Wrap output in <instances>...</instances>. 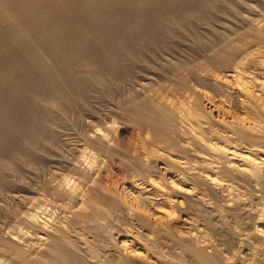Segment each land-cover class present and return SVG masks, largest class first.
I'll use <instances>...</instances> for the list:
<instances>
[{
  "label": "rangeland",
  "instance_id": "374dc122",
  "mask_svg": "<svg viewBox=\"0 0 264 264\" xmlns=\"http://www.w3.org/2000/svg\"><path fill=\"white\" fill-rule=\"evenodd\" d=\"M240 1L247 2L94 0L88 6L76 0L59 11L67 24L51 36L57 48L52 40L39 41L36 30L25 35L40 60L47 61L46 72L13 46L8 26L0 22V193L11 183L35 182L47 169H66L63 163L75 159L85 173L80 172L83 182L61 171L55 181L74 189L75 216L69 217L65 204V217L58 215L56 224L62 220L61 228L86 256L109 255L117 264L124 259L132 264H196L180 250L194 246L221 262L252 264L255 250H264V47L253 38L236 43L247 50L237 68L223 59L209 61V48L222 39L221 25L241 13ZM41 7L47 13L46 4ZM25 23L18 21L20 27ZM49 26L43 27L47 36ZM183 59L197 70L194 84L185 75L188 88L178 84L182 71L177 64ZM47 71L58 82V109L48 103ZM146 73L163 84L153 94L180 122L175 148L153 142L149 134L123 122L117 111L119 101ZM86 122L97 132L108 126L109 137L99 135L114 146L109 147L113 152L80 151L74 134ZM51 128L59 132L56 139ZM119 153L130 157V166ZM232 233L234 240L243 238L255 250L226 249L224 241ZM43 239L41 234L27 236L21 245L29 250Z\"/></svg>",
  "mask_w": 264,
  "mask_h": 264
},
{
  "label": "bare ground",
  "instance_id": "6f19581e",
  "mask_svg": "<svg viewBox=\"0 0 264 264\" xmlns=\"http://www.w3.org/2000/svg\"><path fill=\"white\" fill-rule=\"evenodd\" d=\"M74 1H76V0H73V1L72 0H0V22L2 24H5L8 26V29H6V31L10 35V36L9 35L8 36L11 37V39H12L11 43L13 44V46L17 47V49L19 48L21 50L22 55L27 56L30 61L38 64L40 69L44 72H46V70L48 68L47 61L44 63L40 60L39 54L37 53V51H35V49L32 50V44L29 43L30 41L27 42L24 39L25 35L27 32H32V31H34V33H36L35 32V30H36L37 31L36 37L39 39V41L42 40V42L50 43L49 41L52 40L51 41L52 46L57 48V43L55 41H53L52 37L57 30H61L62 26H65L67 24V18L66 19L64 18L63 20L60 19V17H63V16L60 14L59 11L66 9V8H69V4H71ZM246 1L247 2H254L255 4L251 5V4H248L247 2L245 3L244 1L243 2L240 1V3H238L239 8H241V13L238 12L239 14H237V15H231L232 18L231 17L230 18L233 20L229 21V23L226 25L225 24L221 25L222 26L221 27L222 37L220 36L221 34L217 35V37L220 36L222 39H220V41H218L219 39H217V41H218L217 44H214V45L212 44L213 45L212 48H209L210 49L209 53H211V56L209 55V57H210L209 61L211 60V62H219V61H221V59H223L229 63L230 68H237L239 66V63L241 62V59L245 56V55L243 56V54L247 50L243 51V48L241 47L242 48L241 49L240 46L238 47L236 45V43H241L243 41H245V43H246V40L248 38H251V39L253 38V40H255L257 42V46L259 44L260 47H264V0H246ZM43 3L46 4V7H47L46 10H48V11H46V10L45 11L47 13H44L43 10H42L43 12L40 10V7L43 5ZM83 3L88 5V6H94V0H83ZM95 3H96V1H95ZM233 6L235 7V5H233ZM44 8H45V6H44ZM41 9H42V7H41ZM234 9H236V7ZM231 12H232V10H231ZM235 12H236V10H235ZM44 14H46V16ZM58 14H60L61 16ZM229 14H231V13H229ZM226 18H227V16H226ZM20 19L27 20L28 23H25V24H27V26L20 27L19 26L20 23L18 24V21ZM46 21H47V23H46ZM47 24H50V26H49L50 27V30H49L50 35L49 36H47V34H45V33H47V29H45L46 32H44V29H43V27ZM41 28H42L44 33H42L40 31ZM7 32H5V33H7ZM211 38H210V40H211ZM192 40H194V39L192 38ZM214 41H212V42L214 43ZM245 43H243V45ZM34 44H35V42H34ZM209 44H211V43H209ZM46 57L48 58V56H46ZM50 58L51 57H49V59ZM52 58H53V56H52ZM165 59L162 58L164 63L167 62V59L166 60ZM199 59H201V58H199ZM184 60L185 59H183V61H181V62L178 61L179 64H177V66L181 69L182 72H180L179 76L177 75L179 78V79L178 78L177 79L179 80L178 84H181L183 87H187L189 77H190V80L192 81L193 84H194L195 80L197 79V70L194 66H189L188 62L187 61L184 62ZM170 61H169V63H170ZM189 62L191 63V61H189ZM173 63L174 62H172V64ZM158 64H160V62ZM166 64H168V63H166ZM166 64H162V66L166 65ZM200 64H201V62H200ZM156 65H157V63H156ZM156 69H158V68H156ZM48 71H49V69H48ZM48 71H47L46 77L49 79V81L51 83V88H50L51 92L49 90H47V91H49V93H51V98H50L51 100H49L50 102H48V103L51 105V107L52 106L55 108L57 107V109H58V106H55V104L58 105L57 104L58 102H56V99L59 96H57L55 98V96L58 93V89H57L58 85L56 86V84H58V82H56V80H57L56 76L53 75V73L52 74L49 73L50 71L49 72ZM147 74L148 73L141 75L138 78L137 82H135V83H137L136 84L137 87L133 88L131 91L129 90V92H127V95L123 98V100L121 99L119 101L120 104L118 103L116 105L117 111H120V114H121V117L120 116L119 117L120 118L123 117L125 119V121H123V122H127V124L130 123L131 125H133L135 128H137L142 133L149 134L150 135L149 137H151L150 140H152L153 142L164 143V144L168 143V145H170V147H173V145H174V148H175L178 145V144L177 145L174 144V142L176 143L175 137H176V135L178 136L177 130L180 128L179 127L180 122L177 119V117L173 113H171V111H169V108L167 109L166 105L159 101L160 97L158 96L159 98L157 99L153 94V90L155 89L154 87L157 86L158 89H161L163 84L161 85L160 81H158L160 83L157 82V80H158V79H156V78H158L157 76L155 78V77H152V75H153L152 73H150V74H152L151 76H150V74L149 75H147ZM185 75H187L188 78H186L187 76H185ZM46 81H48V80H46ZM49 81H48V84H49ZM197 81H198V79H197ZM176 87H179V86H176ZM30 88H31V86H30ZM155 94H156V92H155ZM159 95H160V93H159ZM166 100H167V98H166ZM168 103H167V105H168ZM185 121H186V119H185ZM89 123L85 124V128L79 129L77 132L75 131L76 133L74 134L77 142H79V145L81 146L80 151H82V150L87 151V149H88V150H91V151L93 150L96 152L97 151L107 152V150L109 149L111 144H109V140H107V139L105 140L103 138L109 137L108 126L104 127L103 129H98V132H97V130L96 131L92 130L91 126L93 124L90 123L91 124V126H90ZM93 127H94V125H93ZM110 129H111V127H110ZM50 130H51L50 133L52 134L51 136H53L56 139V137L59 136L58 135L59 132L56 131L55 128H51ZM100 132H102L103 138L99 135ZM60 135H61V133H60ZM111 147H114V146H111ZM72 150H73V148H72ZM112 150H110V151H112ZM180 151H181V153H184V154L186 153L185 150H183V152H182V149H180ZM192 151H195V150H192ZM118 152L119 151H117V153ZM112 154H110V155H112ZM114 156H116V155H114ZM119 156H121V158L119 157V159L122 160L126 166L127 165L130 166V162H131L129 160L130 157H129V159H126L127 157L121 155L120 153H119ZM131 159H133V158H131ZM69 160H71V159H69ZM128 160L130 162H128ZM134 160H135V158H134ZM74 161L75 162H73V161L72 162L69 161L66 163L64 162L65 164L63 163V168H66V169H47L45 171V175L42 176L40 179L38 178V180H36L35 182H33V180H32L31 183H25V182L23 183L22 182V184H21L20 180H22V179H20L19 180L20 184H18L19 182L14 183V184L11 183L9 185L10 188L7 187L8 190L6 192L0 193V258H3L6 263H9V264H117L116 263L117 261L115 262L113 257H109V255H108V257H106L104 255H102L103 257L100 255H99V257L97 255L86 256L88 253H85L84 251L82 252V250L80 251L78 249L77 245H74V243L71 241V239H69L67 237L66 233L63 231V229L60 226L62 223V220L59 223V225L56 224L57 223L56 219H61L60 217H62V218L65 217V215H62L63 213L65 214L67 212V213L71 214L69 217L75 216L72 212L74 210L73 208L77 205L76 203H77L78 197H77L76 193L74 195V191H73L74 189H71V188L67 189L66 188L67 186L62 187L61 183L58 184L57 182H55L56 179L58 178V173H57L58 171H61V173L62 172H68L70 174H73L72 176L76 175L77 177H79L76 180L78 182H79V180L81 181L83 179V177H82L83 175L80 174V172H82V171L79 172V168L77 169V166H76L77 161L75 159H74ZM79 164H81V163H79ZM132 164H133V162H132ZM136 169L139 170L141 168L136 167ZM35 170L36 169H34V171ZM39 170L40 169H38L37 171H39ZM41 173H40V176L42 175ZM83 174H85V173H83ZM38 177H39V175H38ZM75 179H76V177L74 178V180ZM25 180H27V179H25ZM65 181H66V179H65ZM15 182H17V181H15ZM69 182H70V180L68 179L66 185H68ZM82 182H83V180H82ZM84 183H85V179H84ZM78 186H79V184H78ZM260 196H261L260 198L264 199V192H261ZM140 201H142V200H140ZM65 204H66L65 207L68 209V211H66V212L63 209V206ZM55 214H56V216L54 217ZM58 215H60L59 218H58ZM242 231H244V230H242ZM239 232H241V231H239ZM245 233L246 232H244V234ZM39 234H41V236L44 237L43 242L41 241L40 244H38V246L36 245L37 247L35 246L34 248H31V249L29 248V250L23 249L21 243L27 242V236L36 237ZM232 235H233V233L231 235H227V237L224 241L225 246L227 247L226 249L233 251V252H237L241 248H243L245 250H247L246 248H249L248 250H250V251H251V249H253V247H252L253 245L250 244V242L248 243V242H246L247 240L246 241L242 240L243 238L241 240H236L237 238L234 240V237ZM176 240H175V242H176ZM173 244L174 243H172L171 246L175 247L176 245L175 244L173 245ZM181 246H182V244L180 245V247ZM181 248H183V249H180V250H182V252L184 250L189 255H191L192 258H194V261L196 262V264H228L227 260L226 261L223 260L221 262L219 259L216 258V256H213L212 254L208 255V253H206V251L204 252L203 250H201L198 247H194V246L193 247L192 246H187V247L184 246L183 247L182 246ZM243 249H241V251ZM178 250H179V248H178ZM253 250H255V249H253ZM233 252H232V254H233ZM253 253H254V251H253ZM255 253L257 255L253 256V260L255 257L258 259L259 256H260V258H259L260 260L259 259L257 260L255 258V260L252 261L251 263L252 264H264V250H262V249L260 251L255 250ZM88 258L94 259V261L96 260L95 263H92L91 261H89ZM228 259H230V258H228ZM5 262L3 261V263H5ZM118 262H120L119 264H132L125 259L118 261Z\"/></svg>",
  "mask_w": 264,
  "mask_h": 264
}]
</instances>
